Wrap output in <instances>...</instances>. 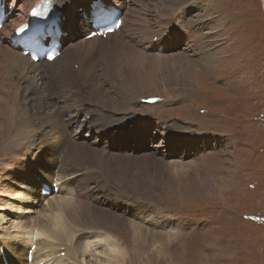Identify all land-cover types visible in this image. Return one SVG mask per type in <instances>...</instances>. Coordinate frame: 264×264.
Segmentation results:
<instances>
[{
  "label": "rangeland",
  "instance_id": "obj_1",
  "mask_svg": "<svg viewBox=\"0 0 264 264\" xmlns=\"http://www.w3.org/2000/svg\"><path fill=\"white\" fill-rule=\"evenodd\" d=\"M76 4L77 0L66 1L65 13L71 19L76 17ZM130 6L129 15L134 11L136 19L139 15L148 17L149 26L142 24L141 29L152 28L163 48L155 45V53L162 55V59L137 57L135 60L141 70L150 73L148 77L153 83L149 87L132 82L137 75L129 66L132 67L134 57L127 54L125 58L123 51L118 58L124 63L117 64V68L124 66L119 73L129 72L127 95L121 97L116 81L108 76L109 71L114 74L113 67L109 60L102 61L100 55L93 58L89 73L81 69L76 84L71 83L69 76H57L55 81L48 77L46 103L43 105L35 99L32 105L24 107L21 102L25 94L21 89H25V84L18 89L6 83L10 74L0 66V114L7 124L2 127L7 128L6 134L0 138V188L14 192L10 196L0 189V200L4 201L0 203V264L5 251L12 263L25 262L29 245L24 238H16L18 232L13 233V221L19 218L30 221V225L33 218L46 220V214L41 212L34 217L18 216L15 211L18 206H22V214L30 215L24 209L36 208V213L46 204L50 213L53 198L70 192L74 195L70 185L63 194L52 193L47 198L31 190L38 191L33 174L48 171L51 175L53 165L45 168L38 164L34 171L28 172L25 181L16 176L21 171L20 154L27 155L29 148V159L34 160L35 153L41 151L37 157L46 153L55 164L56 152L68 146L70 139L85 141L110 157L104 167L94 162L95 168L82 166L65 151L64 164H76V173H81L76 175L83 179L77 187L83 196L87 194L82 202L75 198L80 211L84 210L83 224L91 220L85 209L92 208L96 199L101 209L125 219V224L113 222L107 229L74 223L76 233L64 238L89 242L86 257H91L90 261L85 257L84 264H107V258H111L108 264H264L263 1L133 0ZM202 28L205 41L212 42L210 52L194 46ZM134 37L141 39L142 35ZM125 41L132 45L133 53L143 52L137 43ZM150 51L156 58L154 51ZM186 58L189 64L195 61L196 75L176 79L175 70L186 64ZM67 64L69 67L63 69L76 76V67ZM115 79L124 80V76ZM54 84L57 88L53 93ZM61 92L66 97L63 107L66 103L72 105L51 117L47 105L51 100L59 101ZM74 95L90 100V107L71 100ZM148 96L155 97L157 102L140 100ZM108 97L111 109L105 107ZM14 105L20 106L17 113L9 108ZM7 114L18 117L10 119ZM94 126L104 129L96 128V131ZM43 129L48 138L41 134ZM112 129L115 132L111 139L105 141L99 136L100 132L110 134ZM123 129L125 132L121 133ZM162 132L181 133L190 138L185 137L184 143L182 139L172 143ZM127 138L131 146L127 145ZM136 140L143 145H136ZM7 143H11L8 150L15 153L19 145L20 154L5 166L9 154L3 147ZM168 145L171 148L166 153ZM173 164L183 167V171ZM103 180L108 184L101 186ZM99 191L104 195L100 197ZM99 206L98 211H102ZM104 231L115 240L117 252L105 253L101 247L103 241H96L98 233Z\"/></svg>",
  "mask_w": 264,
  "mask_h": 264
},
{
  "label": "bare ground",
  "instance_id": "obj_2",
  "mask_svg": "<svg viewBox=\"0 0 264 264\" xmlns=\"http://www.w3.org/2000/svg\"><path fill=\"white\" fill-rule=\"evenodd\" d=\"M37 1L38 0H22V4L24 5V7L22 8L23 14L28 13L30 11V9L32 8V6ZM58 1H59L61 10L64 12H67V10L65 8L67 0H58ZM262 1H263V5H264V0H262ZM111 4H112V6L116 7L115 3H111ZM18 5H19V2H18ZM86 13H90V11H84L83 15L84 16H92L93 15L92 14L93 12L91 14H86ZM15 14L16 13H14V15ZM135 17H136V14L133 11V13L131 14L128 26L125 28L124 27L125 24L121 25L120 29L122 32L124 30L127 31L129 33V36H135V34L136 35H138V34L142 35V38L147 41V44H150L151 40L158 39V37H154L155 35H153V34H155V33H154L152 28L148 27V28H144L143 30L141 29L142 24H146V26H149L148 17H145L144 15L143 16L139 15L137 17V19ZM72 19L74 20V22H76V17L72 16ZM136 21H139L140 23H137ZM161 21H163V20L161 19ZM21 22H22V20L19 18H17L15 20V24H20ZM104 22H108V21L104 20ZM122 32L119 31L116 34L119 35ZM49 35H47V36H49ZM205 37L206 36H205V33L203 31V28H202L198 33L197 42L194 46L199 45V48L202 49L203 51L210 52L211 49L209 47L212 45V42H210L208 40L205 41ZM72 47H73L72 37H69V39H67V47L65 48V50L61 54L60 58H58L56 61H54L49 66V72L47 73L45 67H43L42 65L33 63L27 57H23L20 51L12 50L10 48V46L8 44H4L3 40L0 38V66L5 68L4 70L7 71L11 75V76L8 75L7 78L9 80V82L6 81V83H11L10 85H12L13 87H16L18 89H20L22 84H25V89H21V90H24V94H25V96L21 102L24 107H28L29 105H32L33 104L32 101H34L35 99H37L38 101L40 100L39 102H41L43 105L46 103L45 99H44V94L46 92V85H47L48 77L51 78V80H52L55 76H57V72H62L63 70L66 71L65 69H63V67L66 69L69 67L67 62L71 63L70 65H74L76 67V77L80 76L81 69L83 71L89 70L88 66L85 65L84 63H82V61L80 59H78V61H76V54L74 53ZM131 47H132V45L129 46L127 41H125L123 39H117L116 38L112 44L110 42L109 43L106 42L105 45L102 46V48L99 47L97 50V53L96 54L94 53L92 59H90L91 64H93V58L99 57L100 55H101L102 61L104 59L109 60L108 62L111 63V65L113 67L112 71L114 74H111L109 71L108 76L110 79H113L116 81V84L119 88V94L121 95V97L123 95H127L125 85L128 81L127 76L129 74V72L119 73L123 69L124 66H119L117 68V64L124 63V60L119 59L118 54L125 51V56L127 54L128 55L131 54V56L134 57V63L132 64V67L130 64H129V66L137 74L136 76H134V80L132 82H139L138 83L139 87H145V86L149 87L153 83V81L148 77V76H151L150 73L149 72L147 73V71H145L143 68L141 70L139 68L138 64L135 63V60L137 59V57L146 58V59L147 58H149V59H162L163 58L162 55L155 53V51H154V53L156 54V58H155V56H153L152 53L145 54L144 52H139V50L136 51L137 49L135 50L136 52L133 53V50H132L133 48H131ZM144 50L146 52L150 51L149 49L146 48V46L144 47ZM125 58H127V56ZM208 59H209V61H211L212 56L209 55ZM129 60H130V58H129ZM62 62H65V63L61 64ZM194 66H195V61H193V63L189 64V59L186 58V64L184 66L183 65L180 66L178 69L175 70V74H174L175 78L177 79L179 76H183V78L193 77L194 75H196V72L194 71ZM5 71H3V72L5 73ZM31 73H33V76H31ZM6 74H4V75H6ZM84 75L85 74H82L81 76H84ZM191 75H193V76H191ZM72 76H75V75H72ZM116 76H124V80H116L115 79ZM162 76H164V75H162ZM34 78H36V80H37V81L35 80L36 84H34ZM79 81H80V77H78L76 79V82H79ZM93 86H94V84H93ZM74 87H75V85H74ZM18 89L14 90V91L17 92ZM73 91H75V90H73ZM51 96H52V94H51ZM65 99H66V97H65ZM65 99L63 97L61 99V101L64 103L66 101ZM70 99L76 100V102H78V104L80 106H84L86 108L90 107V104H89L91 102L90 100H87V99L83 100L82 98H79V97L76 98L75 95ZM110 100H111V98L108 97V101L104 102L106 104V106L105 105L104 106L108 107L109 109H111V107H113L112 104L109 103ZM68 104L72 105L71 103H66L64 105L65 107H63L61 105V103H59V101L51 100L47 105L48 108L50 109L49 110L50 111L49 116L54 117L58 113L64 112L65 109L68 107ZM4 107H6V106H4ZM9 108H12L15 111V113H17L19 111L20 106L14 105V106H9ZM62 108H64V110L60 111ZM99 113H101V112H99ZM7 116L10 119H12V118L16 119L18 117L17 114H15V115L7 114ZM42 118H45V117H42ZM59 118H60V116H59ZM59 118L57 116V119H59ZM74 120H76V119H74ZM5 124H6V122L2 121V115L0 114V127H1L0 128V138L3 137L4 134H6L5 132H6L7 128H6V130L2 128V127H4ZM105 127H107V126H105ZM96 128H101V131H103V129H104L101 126H94L93 127L94 130H96ZM45 131L46 130L43 129L41 134L44 136V138L45 137L48 138V133H46ZM11 134H12V132H11ZM161 135L163 137H166L169 140H171L172 143L180 142V140L184 139L185 137L190 138L189 135L186 136L185 134L176 133V132H173V133L169 132V134L162 132ZM130 136L131 135H128L127 137H130ZM23 139H25V138H23ZM204 139H205V137L203 138V140ZM71 141H72V139H70L68 141V144ZM206 142H208V140H206ZM126 143L128 146H131L129 138H127ZM135 143H136V145H139V146L143 145L142 143H139L138 140H136ZM10 146H11V143H7L3 147L6 150V153L9 154V155H7L5 166L10 164L14 157L17 158V154H20L19 145H18V148H16L17 149L16 153L8 150V148ZM174 147H176L177 149H180L179 146H174ZM193 147H195V146H193ZM21 148H22V145H21ZM170 148H171V145H168V147L166 148V153H167V150ZM200 149L201 148H197L198 151ZM66 152L67 153L69 152V154L72 157H74L75 159H77L82 164V166L93 165L95 168H97V166L94 163V162H97L100 166L104 167L107 165V163L110 159V157H108L109 155L107 156L105 152H103L99 149H96L95 147L91 146L90 144H88L85 141H75L74 140L72 142V144L69 145ZM67 153H65V154H67ZM65 161H66V159H65ZM144 162H149V161L145 160ZM183 165H186V164H183ZM75 166H76V164L74 162H70V165H68V167H70L69 170H66L65 167L62 166L61 171L67 173L72 169L71 172L75 173V168H76ZM172 166L180 167L177 164H173ZM180 169L183 171L184 168L180 167ZM90 170H91V168H90ZM175 172H179V171H175ZM77 173H78V171H77ZM79 173H80V171H79ZM83 173H84V171H83ZM140 173L141 172H139V174ZM87 175H89V174H87ZM89 176L92 177L91 175H89ZM87 179H89V178H87ZM87 179H86V181H87ZM125 180H127V179L125 178ZM82 181H83L82 178H78L77 184L81 183ZM155 181H157V180H155ZM84 183H86V182L84 181ZM100 184L102 186L103 184L107 185L108 183L104 182V180H103ZM83 186H84V184H83ZM101 186H100V189H101ZM66 188H68V187H66ZM0 189H3L2 191L5 193H8L10 196L14 195V192H8V190L6 188L1 187ZM99 193L101 194V195H99L101 197L103 194V191H101V192L99 191ZM44 197H46V196H44ZM48 197H50V196H48ZM115 198H116V196H115ZM74 199H75V196L72 194V192H70L69 194L63 195V196H58L56 198H53L52 204L50 205V208H52L50 213L47 212L48 210H47L46 204H45V206L43 205L42 207H40V210H37L36 213H35L36 208L24 209L25 213L31 212L30 215L29 214H27V215L22 214V212H20V211H22L21 210L22 206H18L16 208L15 211H16L18 216H29V217L32 216V217H34V214L36 215L39 212H41L42 214H46V220L45 221L42 219H39V218H35V219L33 218L31 220L33 222L30 225H29L30 221H26V222L24 221L23 222V221L19 220V218H17L18 219L17 221H13L14 223L11 222V224L13 223L11 225V227L13 229V233L18 232L16 238H19V237L24 238V242H26V244L29 245V248L26 250V258L29 261V258H30L29 253L32 252V255H31V257H32L31 263L32 264H84L85 257L87 255V252L89 249V242H85V241H81V240L79 242H77V240H78L77 238H73V240L71 238H64V235H67L70 237L74 236V234L76 233V232L75 233L73 232L74 231V223H79V222L84 221V220H81V216L84 214V210L80 211V209H79L80 204L77 202L76 199L75 200ZM99 202H100L99 199H96V201L94 203L95 205H93L92 208H91V206L87 207L84 204L88 208L85 210L88 212L89 218L91 219L90 221H87V223L85 222V224H83L84 222L81 223L84 227L94 228V229H99V228L104 227L107 229L108 227L113 226V222L117 225H120L121 222L125 224V219L123 217L118 216V215L113 214V213H110V210H106L105 208L101 209V207L98 205ZM0 203H4V201L0 200ZM98 206L100 207L99 210H102V211H98V209H97ZM150 210H151V212H155L152 209H150ZM105 232L106 231H104L102 233H98V234H100V236L96 241H103L102 243H104V245H102L101 247L105 253L106 252H112V253L117 252L118 249H117L115 240H113L111 236L109 237V235L106 234ZM22 234L24 236H22ZM101 235H105L104 238H101ZM63 245H65V247L62 249ZM36 248H37V253L35 250ZM43 250L46 251L45 254H42L41 251H43ZM62 250H65V252L63 253ZM2 254H3L2 258L6 257L11 262V256L8 253L2 252ZM109 254H111V253H108V255ZM114 255H115V253H114ZM110 256H112V255H110ZM90 257L91 256H87L86 260L90 261ZM112 258H114V257H112ZM19 259H20V257H19ZM110 259L109 258L106 259L107 264L109 263ZM21 263L23 264L25 262L21 261ZM12 264H14V263H12Z\"/></svg>",
  "mask_w": 264,
  "mask_h": 264
},
{
  "label": "snow or ice",
  "instance_id": "obj_3",
  "mask_svg": "<svg viewBox=\"0 0 264 264\" xmlns=\"http://www.w3.org/2000/svg\"><path fill=\"white\" fill-rule=\"evenodd\" d=\"M109 31H112V29H109ZM50 59L52 58V57H49Z\"/></svg>",
  "mask_w": 264,
  "mask_h": 264
},
{
  "label": "clouds",
  "instance_id": "obj_4",
  "mask_svg": "<svg viewBox=\"0 0 264 264\" xmlns=\"http://www.w3.org/2000/svg\"><path fill=\"white\" fill-rule=\"evenodd\" d=\"M149 54V53H148Z\"/></svg>",
  "mask_w": 264,
  "mask_h": 264
}]
</instances>
